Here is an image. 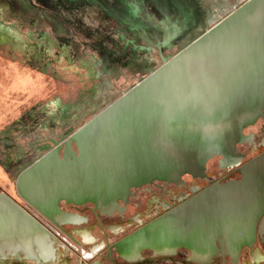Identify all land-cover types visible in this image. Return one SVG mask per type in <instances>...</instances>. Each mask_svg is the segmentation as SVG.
I'll use <instances>...</instances> for the list:
<instances>
[{"label":"water","instance_id":"1","mask_svg":"<svg viewBox=\"0 0 264 264\" xmlns=\"http://www.w3.org/2000/svg\"><path fill=\"white\" fill-rule=\"evenodd\" d=\"M264 114V0H246L15 175L20 196L57 225L81 215L61 205L92 202L111 213L132 189L233 156L245 127ZM242 180L215 183L118 242L121 250L185 245L209 260L217 240L232 255L264 233V152ZM26 210L0 191V210ZM4 209V210H3ZM132 251V252H133ZM139 251V249H138ZM123 252V251H122Z\"/></svg>","mask_w":264,"mask_h":264},{"label":"rangeland","instance_id":"2","mask_svg":"<svg viewBox=\"0 0 264 264\" xmlns=\"http://www.w3.org/2000/svg\"><path fill=\"white\" fill-rule=\"evenodd\" d=\"M245 1L225 0L212 19L216 0H0V134L23 152L43 142L51 121L78 128ZM40 153L10 168L0 160V191L40 213L70 245V264H82L89 246L76 247L16 188L21 165Z\"/></svg>","mask_w":264,"mask_h":264},{"label":"flooded vegetation","instance_id":"3","mask_svg":"<svg viewBox=\"0 0 264 264\" xmlns=\"http://www.w3.org/2000/svg\"><path fill=\"white\" fill-rule=\"evenodd\" d=\"M216 5V9L211 8L208 12L212 19L218 10L226 6V2L225 0H216ZM29 59L33 65H39L33 56ZM64 114L68 115V113H62V119L65 117ZM83 114L74 113L73 117ZM67 120L63 125L59 120L51 121L52 131L45 132L41 139L43 142L40 143L39 139L32 141L31 148L23 152L14 151V144L7 141V136L0 134V160L7 168H10L21 163L34 151L43 153V148L49 144L52 147L55 146V140L62 142L69 136V130L74 127ZM244 132L248 138L237 144L236 154L233 156L217 154L207 161V175L184 173L177 180L156 179L145 183L133 188L127 201L120 199L121 206L111 213L100 211L92 202L76 204L62 200V207L69 212L80 214L81 221L75 224L57 225L48 219L57 225L74 242L76 247L89 246V251L83 250L85 254L82 264H264V233L259 231L251 241L254 246L250 247L247 243L236 255L225 251L221 237L217 240L218 251L210 260L207 256L196 255L191 248L185 245H179L174 250L172 247L156 250L139 246V251L135 249L132 250L133 252L132 248L121 250L118 246V242L132 232L169 212L207 187L215 183H226L232 179L242 180L243 175L239 168L264 152V114L256 122L245 127ZM3 147H6V150ZM2 153L4 158L1 156ZM216 158H218L217 166L210 171L209 163ZM10 195L40 220L49 229L51 236L46 246L35 245L33 248L30 246L23 249L11 246L8 250L0 249V264H70V258L64 253L68 249L72 250L70 245L59 241L49 225L41 218L40 213L37 215L36 211L30 209L12 194ZM128 228L131 229L128 231ZM112 233L122 234L116 239H112L110 236Z\"/></svg>","mask_w":264,"mask_h":264},{"label":"bare ground","instance_id":"4","mask_svg":"<svg viewBox=\"0 0 264 264\" xmlns=\"http://www.w3.org/2000/svg\"><path fill=\"white\" fill-rule=\"evenodd\" d=\"M9 196L25 209L28 215L5 208L4 211L0 210V249L8 250L11 246L22 249L30 246L33 248L35 245L46 246L51 236L49 229L10 194Z\"/></svg>","mask_w":264,"mask_h":264}]
</instances>
